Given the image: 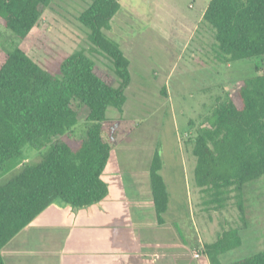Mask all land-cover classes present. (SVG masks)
Returning <instances> with one entry per match:
<instances>
[{"label":"rangeland","instance_id":"obj_1","mask_svg":"<svg viewBox=\"0 0 264 264\" xmlns=\"http://www.w3.org/2000/svg\"><path fill=\"white\" fill-rule=\"evenodd\" d=\"M92 1L53 0L43 10L38 26L19 45L53 74L66 57L84 50L98 66L100 76L117 86L111 62L92 52L88 32L79 22ZM209 2L121 0L120 12L110 30L104 32L129 59L131 83L125 92L123 113L112 108L107 113L117 133L102 176L109 195L102 205L89 209L96 212L91 221L107 224L108 233L102 237L86 227L70 233L69 229L75 228L65 226H73L80 212L88 209H76L55 199L2 251L6 264H15L21 255L40 264H83L86 253L97 251L99 246H109L110 254L119 252L112 257L117 261L125 249L152 260L167 256L170 264H210L202 252L204 245L232 229L239 230L242 246L220 256V264L264 251V178L246 188L247 228L235 200L224 210L215 211L194 180L196 159L190 138L209 115L215 97L233 91L239 81L252 78L256 66L262 64L261 60L229 64L217 61L213 30L203 22ZM5 38L11 35L0 27V57L7 47ZM86 117L87 111H82L75 132L80 138L85 137ZM156 151L164 163L161 175L170 195L164 225L158 224L150 185V166ZM46 152L29 144L24 146L17 167L0 172V184L39 162ZM101 210L108 211L102 215ZM127 246L135 250L130 252Z\"/></svg>","mask_w":264,"mask_h":264},{"label":"trees","instance_id":"obj_2","mask_svg":"<svg viewBox=\"0 0 264 264\" xmlns=\"http://www.w3.org/2000/svg\"><path fill=\"white\" fill-rule=\"evenodd\" d=\"M52 2L0 0V27L11 35L0 57V172L15 169L28 144L38 151L47 149L39 162L0 184V264H6L2 251L55 199L90 209L109 195L102 176L117 133L107 113L111 108L123 113L131 83L129 59L104 32L120 12L121 0H93L79 16L92 52L111 62L117 86L100 76L84 50L66 57L53 74L20 48ZM203 22L213 30L219 63L262 61L252 78L215 97L209 115L190 138L196 186L215 211L235 200L247 228L246 188L264 178V0H211ZM82 111H87L84 138L75 134ZM163 166L156 151L150 185L159 225H164L170 203ZM242 243L239 230L232 229L205 244L202 252L210 264H220V256ZM231 264H264V251Z\"/></svg>","mask_w":264,"mask_h":264},{"label":"crops","instance_id":"obj_3","mask_svg":"<svg viewBox=\"0 0 264 264\" xmlns=\"http://www.w3.org/2000/svg\"><path fill=\"white\" fill-rule=\"evenodd\" d=\"M211 1V0H210ZM108 210H101L100 213L103 215L107 212ZM96 214V212H94L93 210H86V211H81L80 214L78 215V221L73 223V226H70L67 224V226H65L66 228H75L74 230H70L69 232L71 233H75V232H80V227H86L90 230H94L92 231L94 234L97 235H101L102 237L106 236L108 233V229L110 228L107 224H97L94 223L93 221H91V219L94 218V215ZM99 229V230H96ZM88 230V231H90ZM94 248V246H92ZM100 248L97 251L94 250H90L86 253V256L84 257L83 260V264H170L169 260L167 259V256H159L157 259H149L146 258V256H142L139 253H127L125 251V249H123V254H122V258L120 260H114L112 259L113 256L117 255V253L112 252L110 254L109 251V246H99ZM128 250L131 252V250H135L132 249L131 246H127ZM145 248L149 249L152 246H144ZM97 248V247H95ZM146 249V250H147ZM29 256H25V255H21L18 257L17 261L15 262V264H20V263H24V264H40V262L38 260L33 261L32 259L30 260L28 258ZM5 261V260H4ZM6 263V262H5ZM47 264V263H45Z\"/></svg>","mask_w":264,"mask_h":264},{"label":"built area","instance_id":"obj_4","mask_svg":"<svg viewBox=\"0 0 264 264\" xmlns=\"http://www.w3.org/2000/svg\"><path fill=\"white\" fill-rule=\"evenodd\" d=\"M195 257H196V258H199V253H196V254H195Z\"/></svg>","mask_w":264,"mask_h":264}]
</instances>
